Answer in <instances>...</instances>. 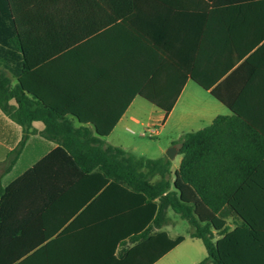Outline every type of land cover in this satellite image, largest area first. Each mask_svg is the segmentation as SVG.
Masks as SVG:
<instances>
[{
    "label": "crops",
    "instance_id": "1",
    "mask_svg": "<svg viewBox=\"0 0 264 264\" xmlns=\"http://www.w3.org/2000/svg\"><path fill=\"white\" fill-rule=\"evenodd\" d=\"M40 1L8 0L13 17ZM33 14L39 45L30 50L26 82L75 128L109 132L102 139L114 146L113 134L144 125L145 115L148 125L162 130L182 99L202 92L213 96L199 85L202 80L221 84L219 92L229 102L213 96L225 108L217 116L228 118L226 123L237 119L246 132L264 139V0H53ZM151 97L175 103L167 112ZM44 129L35 120L25 130L0 108V264H145L154 245L143 247L142 232L117 242L112 254V222L105 214L112 205L85 213L80 202L88 191L48 187L67 180L60 169H44L38 191L23 183L6 193L59 146ZM241 140L254 145L253 138ZM172 146L173 159L161 156L172 162L171 181L182 160L180 141ZM169 213L162 229L175 238ZM150 229L158 232L159 224L151 222Z\"/></svg>",
    "mask_w": 264,
    "mask_h": 264
},
{
    "label": "trees",
    "instance_id": "2",
    "mask_svg": "<svg viewBox=\"0 0 264 264\" xmlns=\"http://www.w3.org/2000/svg\"><path fill=\"white\" fill-rule=\"evenodd\" d=\"M48 1L53 0H42L13 17L8 0H0V108L25 130L33 121L42 120V133L59 143L10 184L6 193L17 191L23 183L38 191L44 188L39 185L40 173L60 169L68 174L67 180L48 187L88 191L80 202V208L86 206L85 213L103 204L112 205V210L105 212L112 222L107 229L112 254L117 242L142 232L143 247L154 245L153 257L145 264H154L185 240L162 229L167 211L173 210L192 225L191 237L202 239L205 245L207 256L198 264H264V139L246 132L237 119L226 123L228 118L217 116L210 125L182 136V160L171 181L172 162L167 157L137 156L106 144L102 137L109 132L95 134L75 128L62 111L48 106L25 78L32 66L30 50L39 45V20L31 15ZM8 72L17 78L16 83ZM193 78L200 80L194 74ZM199 85L229 103L219 92L221 84L201 80ZM149 100L167 112L175 103ZM241 138H253L254 145ZM20 146L12 155L18 154ZM151 222L159 224L158 232L150 233Z\"/></svg>",
    "mask_w": 264,
    "mask_h": 264
},
{
    "label": "rangeland",
    "instance_id": "3",
    "mask_svg": "<svg viewBox=\"0 0 264 264\" xmlns=\"http://www.w3.org/2000/svg\"><path fill=\"white\" fill-rule=\"evenodd\" d=\"M195 97L182 99L162 130L155 124L148 125L145 115L142 117L144 125H130L129 130L116 131L110 141L137 156L159 158L166 155L172 143L179 142L185 133L210 125L214 117L225 111L213 96L202 92ZM169 215L172 219L169 231L174 237L184 236L185 240L157 264H198L207 256L202 239L191 237L193 227L188 220L173 210Z\"/></svg>",
    "mask_w": 264,
    "mask_h": 264
},
{
    "label": "water",
    "instance_id": "4",
    "mask_svg": "<svg viewBox=\"0 0 264 264\" xmlns=\"http://www.w3.org/2000/svg\"><path fill=\"white\" fill-rule=\"evenodd\" d=\"M176 153H177V148H176L175 146H171V147L168 149L166 155H167L170 159H173V158L175 157Z\"/></svg>",
    "mask_w": 264,
    "mask_h": 264
}]
</instances>
